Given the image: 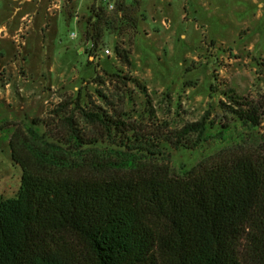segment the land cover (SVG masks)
Here are the masks:
<instances>
[{"label": "trees", "instance_id": "16d2710c", "mask_svg": "<svg viewBox=\"0 0 264 264\" xmlns=\"http://www.w3.org/2000/svg\"><path fill=\"white\" fill-rule=\"evenodd\" d=\"M90 12L93 25L108 23L101 4ZM229 99L238 120L260 123L262 106ZM76 105L91 130L58 108V136L35 120L9 136L21 175L15 195L0 199V264H264V156L218 152L171 174L164 145L207 139V112L147 130L122 112Z\"/></svg>", "mask_w": 264, "mask_h": 264}, {"label": "rangeland", "instance_id": "374dc122", "mask_svg": "<svg viewBox=\"0 0 264 264\" xmlns=\"http://www.w3.org/2000/svg\"><path fill=\"white\" fill-rule=\"evenodd\" d=\"M114 2L123 18L103 9L108 23L95 26L90 6L99 0H0V199L20 181L12 130L35 120L41 133L58 136L54 110L62 108L87 132L76 103L122 112L147 130L179 128L207 112V139L164 145L160 162L171 174L218 152L264 156V116L244 123L226 105L235 96L264 114V0Z\"/></svg>", "mask_w": 264, "mask_h": 264}, {"label": "built area", "instance_id": "2783aa9c", "mask_svg": "<svg viewBox=\"0 0 264 264\" xmlns=\"http://www.w3.org/2000/svg\"><path fill=\"white\" fill-rule=\"evenodd\" d=\"M102 8L106 11H111L115 8V2L114 0H99ZM105 52H108V50H105Z\"/></svg>", "mask_w": 264, "mask_h": 264}]
</instances>
